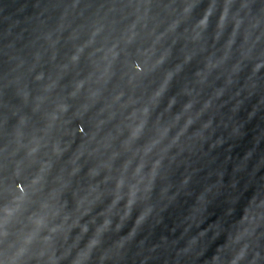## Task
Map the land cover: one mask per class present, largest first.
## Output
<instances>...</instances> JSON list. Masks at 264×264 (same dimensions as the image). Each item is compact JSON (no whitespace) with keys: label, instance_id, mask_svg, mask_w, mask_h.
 Wrapping results in <instances>:
<instances>
[{"label":"clouds","instance_id":"1","mask_svg":"<svg viewBox=\"0 0 264 264\" xmlns=\"http://www.w3.org/2000/svg\"><path fill=\"white\" fill-rule=\"evenodd\" d=\"M256 5L257 0H119L71 30L66 39L71 50L62 59L57 46L66 25L44 35L47 48L37 51L26 69L35 88L23 73L17 75L20 105L12 110L11 130L8 116L0 119V264H117L124 259L143 227L159 217L154 194L177 157L197 144L211 151L226 142L216 136L212 113L224 106L217 101L249 65L250 86L230 95L232 111H239L244 91L253 94L255 78L264 70V5ZM177 45L179 56L170 64ZM197 57L203 66L169 95ZM24 68L20 61L17 70ZM214 74L223 76V85L201 99ZM181 97L186 98L182 103ZM254 115L255 109L249 118ZM239 135L240 128L233 126L229 137ZM252 155L247 152L236 170H243ZM222 179L221 174L195 194L180 237L172 242L161 237L140 264H148L161 248L172 253L164 264L204 257L209 231L215 240L223 229H201L200 217ZM191 181L192 174L185 175L177 192L164 184L160 201L171 205L180 191H190ZM137 210L130 231L106 246ZM262 223L264 189L251 197L238 225L203 264H264Z\"/></svg>","mask_w":264,"mask_h":264},{"label":"water","instance_id":"2","mask_svg":"<svg viewBox=\"0 0 264 264\" xmlns=\"http://www.w3.org/2000/svg\"><path fill=\"white\" fill-rule=\"evenodd\" d=\"M161 2L167 3L168 0ZM113 3L119 4V0H0V119L4 115L9 117V130L15 123L12 110L20 105L14 79L23 73L25 81L35 88L26 69L33 62L34 54L47 48L44 35L57 29L61 23L66 25L61 42L57 46L59 58L62 59L71 50V44L66 43L71 30L86 26L91 20L102 16ZM261 5H264V0H257L256 8L259 9ZM154 11L163 15L160 9ZM179 47L177 45L174 49L170 64L179 56ZM20 61L25 62V68L18 71L17 65ZM202 66V57L194 59L185 68L182 76L174 82L169 95H175L186 81L192 80L193 73ZM250 72L251 65L240 73L238 83L223 97V101H217L218 106L221 104L224 106H219L218 110L212 113L215 116L214 123L217 125L216 136L222 135L226 138L224 145L210 151L207 144L203 146L197 144L193 150L186 149L177 157L175 163L168 169L167 179L158 183L157 194H154L153 202L157 204L159 217L143 227L128 246L124 259L119 260L117 264H140L142 256L147 255V249L153 244L160 243L161 237H167L169 242L177 240L183 231L185 217L194 203L195 194L205 185L215 183L222 174V187L217 195L210 198L207 211L200 219L203 220L201 229L213 225L219 226L223 231L215 240L212 239L213 232L209 231L203 241L206 247L204 257L190 262V264H203V260L210 259L217 247L224 244L228 233L238 225L251 197L258 190L264 189V104L258 103L264 100V70L255 78L256 87L253 94L249 95L247 90L242 93L243 104L239 111H232L235 101L229 99L230 95L242 86H250L247 80ZM216 75L214 74L210 80L211 86L204 89L201 99L206 98L213 87L223 85V76L217 79ZM184 99L186 98L181 97V103ZM179 108L178 103L173 111H179ZM254 109L255 115L249 118V113ZM224 124L228 125L227 130ZM233 126L240 128V135L229 137ZM2 144L3 137L0 136V146ZM75 147L74 144L73 149ZM249 151H253L251 159L247 161L243 170L237 171L236 166L241 164ZM189 173L192 174L190 191L187 193L180 191L177 199L165 207L167 201H160L158 196L160 187L171 184V191L177 192L183 177ZM68 198L70 200V195ZM99 210L100 208H97L95 211ZM137 214L138 210L133 212L132 219L125 224L119 234L111 235L106 239V246L130 231ZM160 217L162 222L157 223L156 219ZM85 219L87 220L88 217ZM196 230L194 227L193 233ZM262 233H264V223L258 229V235ZM179 243L182 245L183 240ZM260 244L264 248V235L261 236ZM171 254V251L161 248L153 254V259L149 260L148 264H164L165 257Z\"/></svg>","mask_w":264,"mask_h":264}]
</instances>
